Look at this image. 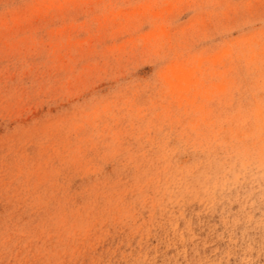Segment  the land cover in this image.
Instances as JSON below:
<instances>
[{
    "label": "rangeland",
    "instance_id": "rangeland-1",
    "mask_svg": "<svg viewBox=\"0 0 264 264\" xmlns=\"http://www.w3.org/2000/svg\"><path fill=\"white\" fill-rule=\"evenodd\" d=\"M0 264H264V0H0Z\"/></svg>",
    "mask_w": 264,
    "mask_h": 264
},
{
    "label": "clouds",
    "instance_id": "clouds-1",
    "mask_svg": "<svg viewBox=\"0 0 264 264\" xmlns=\"http://www.w3.org/2000/svg\"><path fill=\"white\" fill-rule=\"evenodd\" d=\"M185 191H188L187 189Z\"/></svg>",
    "mask_w": 264,
    "mask_h": 264
}]
</instances>
